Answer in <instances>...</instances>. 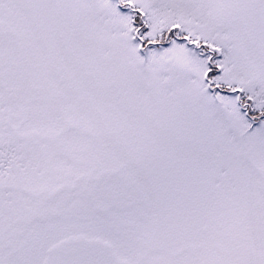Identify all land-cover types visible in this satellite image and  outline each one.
<instances>
[{"label":"snow or ice","instance_id":"snow-or-ice-1","mask_svg":"<svg viewBox=\"0 0 264 264\" xmlns=\"http://www.w3.org/2000/svg\"><path fill=\"white\" fill-rule=\"evenodd\" d=\"M0 264H264V0H0Z\"/></svg>","mask_w":264,"mask_h":264}]
</instances>
